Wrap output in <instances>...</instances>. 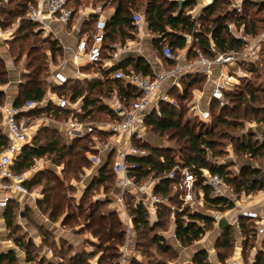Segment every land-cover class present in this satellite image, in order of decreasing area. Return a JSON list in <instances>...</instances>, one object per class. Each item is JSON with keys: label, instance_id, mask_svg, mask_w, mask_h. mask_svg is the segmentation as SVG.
Segmentation results:
<instances>
[{"label": "trees", "instance_id": "obj_1", "mask_svg": "<svg viewBox=\"0 0 264 264\" xmlns=\"http://www.w3.org/2000/svg\"><path fill=\"white\" fill-rule=\"evenodd\" d=\"M34 1L35 0H21L18 2L17 8L6 11L7 16L1 20L2 26L7 28L9 25L14 24L15 19H20L16 34L8 41V52L15 59L16 63L21 60L24 54L28 58V72L24 75V82L21 84L20 93L14 103L15 106H22L29 100L41 101L46 97L47 89L50 85L48 81L51 76L50 62L56 63L57 58L63 56L64 53L57 39L51 36L43 37L41 32L35 31L36 25L25 18L29 4ZM139 1L140 0H105V2H110L115 5L114 14L108 19L104 46L105 53L110 49V44L115 43L118 38L125 40L135 37L136 26L133 24V9ZM224 1L226 2V0ZM0 2L4 4V0H0ZM73 2L74 0H70L69 4ZM218 2L219 0H215L211 5L206 7L203 15L205 20H210L213 24L210 33H212L217 51L229 52L232 50H239L244 44V40L234 37L228 29L227 23L229 20L234 21L237 25L244 24L247 34L258 35L263 30L264 23L260 30H256V21L258 20L254 18L255 15H253V19H249V8L252 5H258L257 13L261 12L264 10V2L255 3L248 1L245 14L240 17L235 16L227 10L226 14H224L225 12L216 14ZM195 4V0H184L182 3L178 0H145V3L142 4L144 5L142 11L148 23V30L155 35L154 43L157 49H162V44L164 42H168L175 50L183 49L187 46L186 34H193L196 41L194 47L201 49L209 56H213L207 38L203 37L202 33L196 31L194 22L188 14V11L193 9ZM1 11H3V9ZM92 18L91 26L97 20L98 15L95 14ZM88 24H90V22L86 23V27ZM39 41L41 42L40 44H38ZM126 63L124 62V64L112 67L108 70H102L101 67H96L95 71H101L104 76V81L97 79L85 82L71 81L68 85L55 86L52 90L60 95H71L73 101L82 98L81 117L83 119L93 120L94 113L95 115L96 113L104 115V118L101 120L108 119L112 117L110 110L104 104L97 105V102L100 103L99 98L101 94L108 97L113 90H117L121 96L134 94L132 88L126 87L119 80H113L110 77L111 74L118 68H123L125 70L133 69L144 74L151 72V65L142 57L130 58ZM184 79H186V81H184ZM184 79L182 81L184 85L183 93H179L176 90L171 92L180 100H186L190 90L195 85L204 81L205 76L201 74H189ZM7 82L8 71L4 60L0 58V84H5ZM67 86H69L67 93L59 92L60 89ZM93 92L96 94L95 97L92 95ZM231 92H227L226 97H235V100L241 101L245 98L242 93L237 96L235 93ZM4 102L5 94L0 91V104ZM160 109L161 116H158L156 113H152L148 116L146 119L148 127L151 128L153 132L156 131L160 134L175 131V138L180 142L184 140V143L187 145L188 155L186 160H183L184 162L181 163L175 155L171 154L172 151L169 148H160L147 143L139 145L145 148L148 153L146 156L132 157L130 159L132 162L139 163L140 169L133 172L137 180L142 181L149 177L159 179L155 187V192L163 198L172 200L173 197H171V193L174 189L175 182L166 177V175L174 168L187 167L197 178L196 186L204 192V205L207 208L223 212L233 209L235 207V202L224 197H212L211 189L209 185L205 183L202 170H208L212 174L216 173L221 175L225 182L234 188L237 194L243 192L246 196L264 188V182L261 183L258 179L260 175L259 169L250 165H245L240 169L239 175H233L229 169L230 165L214 163L209 159L208 151L210 149L214 150L215 148L212 138L217 133L214 128L199 132L192 128H184L181 123V113L177 111L176 106L163 102L161 103ZM51 112L54 113V115H58L60 111L56 106H53L33 111L31 114L37 116L49 115ZM97 118L95 117V120H100ZM218 121L221 124L226 123V119H222L221 114L218 116ZM45 130H50L58 135V137L63 138L58 131L48 128H42L38 132L44 133ZM58 137H49L45 143H39L34 139L32 144L26 145L14 165V171L17 173L25 172L31 169L35 163V159L45 156L49 157L51 155L54 156L55 164H65L68 170H71L74 174L91 166L87 153H96L93 149L94 142L91 135L75 139L69 146L65 145V143H61ZM83 140H86V143L80 145ZM8 144V136L0 129V151L4 150ZM66 147H69L70 150L66 151ZM76 147L79 149L74 151ZM235 150L244 151L255 158L264 153V141L259 144L258 141L252 142V139L249 138L246 141L244 140L239 147H235ZM113 160V153H111L98 168V174L95 175L93 178L94 180L84 192L83 198L81 199L82 203L78 208L72 204L71 198L66 191L65 183L55 174L45 177L46 183L44 184V190L42 192L43 198L37 201L38 207L45 214H48L50 219L54 222L65 216L63 225L73 226L72 224H78V219L83 218V222L86 225L85 230H88L92 236L98 238L100 242V244L97 245V251H95L96 253H101L98 264H115L119 258L118 246L123 243L126 236L125 225L120 219L119 214L115 211L105 213L102 210L103 205L108 203L107 200L90 202L87 207L84 208V202L87 199L88 192L93 190L95 186H105V184L111 180V176L116 183V177L112 171ZM41 183L42 179H37L36 181L29 182L28 187L32 189L34 186ZM127 203L129 205L130 215L133 219L135 238L137 235L147 238V235H149L154 228L150 224L147 211L142 205L133 206L134 197L131 195L127 196ZM15 206H17L16 203L6 209V224L9 228L14 225ZM163 207L174 214L176 219L175 232L178 240L184 246L192 245L214 227V218L198 210L192 211L189 207H178L171 210L169 206ZM76 209L78 210L76 211ZM158 217L159 219L155 225L162 226L164 220L163 212L160 211ZM240 226L245 237L243 247V255H245L249 246L251 249L255 247L254 243L250 244V235L252 232H255L256 228L254 222L246 218H241ZM156 238L155 236L151 237V244H157L158 248L167 250L168 246L164 245L163 242L160 243ZM221 239L222 241L218 243L217 246L226 251L224 253L219 251L218 257L221 261L225 262L229 255L228 252L234 245L229 228L224 231ZM15 240L26 249L28 261H33L32 249H34V244L32 242L25 243L21 238H16ZM137 244H139V241H137ZM16 261L13 251L0 254V264H14ZM193 262L195 264H211L208 261V252L205 249L195 253ZM48 263L53 264L51 262ZM246 264H264V254L262 251L257 252L254 262L251 263L248 260Z\"/></svg>", "mask_w": 264, "mask_h": 264}, {"label": "built area", "instance_id": "obj_2", "mask_svg": "<svg viewBox=\"0 0 264 264\" xmlns=\"http://www.w3.org/2000/svg\"><path fill=\"white\" fill-rule=\"evenodd\" d=\"M248 1L264 2V0H226L227 11L240 17L245 14ZM69 2L70 0H35L29 4L25 16L28 21L36 25V32L39 31L46 37L51 36L57 39L64 50L63 60L59 63L50 62L49 89L68 85L71 81L85 82L94 79L104 81L101 71H95L96 67L108 70L115 66L114 59L119 55L131 51L137 54L142 53L140 48L131 46L129 43L125 46L112 43L105 53L109 16L104 14L101 6L80 14L75 7L69 5ZM203 9L194 8L188 11L193 22L203 17ZM95 14L98 15L97 20L92 27H86V23L90 22V18ZM133 15V24L136 26L137 34H140L148 27L145 14L137 12ZM55 25H61L66 36L75 38L74 45H67L63 41L61 35L55 30ZM227 25L234 37L244 40V47L229 52L217 51L212 33H209L206 38L213 52V56H209L201 49L194 47L196 41L193 34H186L188 47L175 50L169 43L162 46V55L169 62L167 66L163 68L151 66V72L147 74L133 69L115 70L110 77L132 88L134 94L121 96L117 90H113L104 100V105L112 113V117L108 119H83L81 117L82 98L73 101L71 95H60L51 90L41 101L29 100L22 106L0 104L2 124L9 138L8 146L0 151V211L6 210L15 203L23 204L32 196L28 187L27 173H17L13 168L23 148L32 144L31 133L34 132L35 127L56 130L70 141L91 135L96 153L88 152L87 157L91 163L90 170L94 171L93 178L98 174V168L105 159L113 153L112 171L116 177L118 190L115 212L124 215V222H122L126 229L125 239L118 246L119 258L116 264H130L135 245V228L129 212L127 196L134 197L133 206L144 207L152 223L157 222L161 207L169 206L168 198H163L155 192L159 179L149 177L141 181L137 180L133 173L140 167L139 163L132 162L130 159L146 156L147 150L139 145L151 144L149 138L151 130L146 119L152 113L161 116L160 106L163 102L177 107L176 100L170 97L171 92L176 90L183 93V78L189 74H201L210 83V99L204 108L200 103L195 106L197 110L195 114L201 121L209 122L212 118V104L223 107L226 104V93L233 91L240 79L248 76L242 67L248 63L258 64L259 53L264 42V28L258 35L245 36L243 28L236 32L237 24L234 21ZM0 32H3L1 21ZM67 54L70 55L69 58ZM88 69H93L94 72L89 73ZM53 106L60 111L58 115L52 112L49 115L31 114L33 111ZM103 136H108L110 141L99 142V138ZM39 159H35L36 164L34 163L33 168H41ZM202 171L205 183L211 189L212 197H224L234 201L231 197L233 192L228 191L221 175L212 174L208 170ZM166 177L175 182V191L181 192L180 201L191 207L197 187L195 174L187 167H181L174 168ZM238 207L243 218L254 222L257 234H264V214L251 206L238 205ZM221 216L220 212L213 214L216 223ZM172 237L178 240L176 232ZM0 244L3 247L7 246L9 251H13L17 260L27 261V251L22 249L20 244L11 239H1V237ZM47 254L51 255L52 251L48 250V253L45 252V255ZM231 264L241 263L233 261Z\"/></svg>", "mask_w": 264, "mask_h": 264}, {"label": "rangeland", "instance_id": "obj_3", "mask_svg": "<svg viewBox=\"0 0 264 264\" xmlns=\"http://www.w3.org/2000/svg\"><path fill=\"white\" fill-rule=\"evenodd\" d=\"M20 1L21 0H4L3 11L1 12L0 17L5 18L7 16L6 11L17 8V4ZM178 1L180 3L182 2V0ZM195 1L196 4L193 6L194 8H197L198 10L204 8L203 10H205L206 7L212 4L211 2L213 0ZM144 3L145 0H140L136 4V7H134V12H143L142 9L144 5L142 4ZM69 5L71 7L74 5L73 7H76L80 14L87 13L93 8L96 9L97 7L101 6L106 16H109L112 12V9L115 8V5L113 3L105 2V0H74V2ZM258 7V5H252L249 8V19H253L252 17L253 15H255L254 18L258 20H255L257 27L256 30H260L264 23V10L257 13ZM227 8L228 7L226 2L224 0H219L216 14H219L221 12H225L224 14H226ZM92 20L93 18L91 17L90 24H88L87 27L91 26ZM230 22L233 21L229 20L228 23ZM194 25L197 32L202 33L203 37H207V35L210 33V29H212L213 24L210 22V20L207 21L203 17L199 20H196L194 22ZM17 26L18 22L15 19L14 24H11L9 25V27L6 28L9 33H13L12 36H10V38L8 39H12V37L16 34ZM242 28L245 36L251 35L245 32L244 24L237 25L236 32L239 30L241 31ZM42 36L46 37L45 34H42ZM119 39L120 38H118L116 42H120ZM40 43L41 42L39 41L38 44ZM166 43L168 42H164L162 46H164ZM118 44H122L123 46H125L128 43L125 39ZM5 46L7 48L9 47L8 41ZM244 46L245 45L243 44L242 47ZM6 60L10 64L9 60ZM61 60H63L62 56L60 58H57L56 63H59ZM19 62L21 64L28 62V58L25 54L22 56ZM19 62L16 63V66L20 64ZM257 63L258 64L248 63L247 65H244L242 67L246 71V74L248 76L243 79H240L239 84L235 86L234 90L231 92L235 93L237 96L242 93L245 98L241 101L235 100V97H226V104L223 107L212 104V118L209 122L201 121L195 114L197 111L195 109V106H197L199 102L201 105H206L209 100L208 98L210 94V87L208 86L210 83L207 81L206 78L204 81L195 85L190 90L188 98L186 100L178 99L176 95H174V93H171L170 97L176 100L178 104L176 109L179 113H181L180 118L182 127L192 128L198 132L206 131L208 129L213 128L215 129L217 134L214 135L212 138L215 144V148L214 150L210 149L208 151V157L211 161H213L214 163H224L230 165L229 169L233 175H239L240 169L245 165L253 166L259 169L260 175L258 179L259 181H261V183H263L264 153L254 158L251 157L248 153H245L244 151L235 150V147H239V145L244 140L246 141L249 138L252 139V142L258 141L259 144L264 141V42L262 43V49L259 53ZM88 72L93 73L94 70L88 69ZM184 81H186V79H184ZM68 89L69 86L60 89L59 92L67 93ZM92 95L93 97H95V92H93ZM106 98L107 97L104 94H101L99 98L100 103L97 102V105L104 104V100ZM220 114L222 119H226V123L221 124L218 121V116ZM93 116V120H95V117H98L97 119L100 120L104 118V115H102L101 113H96V115L94 113ZM1 124L2 120L0 118V125ZM38 129L40 130L42 128L35 127L34 132L31 133L32 141L35 139V141L37 140L39 143H45L49 137H58V135H56L50 130H45L44 133H39ZM149 130H151V128H149ZM175 135V131L165 134H160L156 131L153 132L152 130L149 132V137H151L154 144H157V146H159L160 148L171 149V154L175 155L177 159L181 163H183L188 155V149L186 148L187 145L184 143V140L181 142L178 141V139L175 138ZM58 138L61 143H65V145L67 146L72 144V141L66 139L65 137ZM98 141L106 142L110 141V138H108V136H103L99 138ZM85 143L86 140H83L81 141L80 145ZM78 149L79 148L76 147L74 151ZM65 150L69 151L70 148L66 147ZM39 160L41 163V168H35L31 171L29 175L31 177L30 182L36 181L37 179H42V183L34 186L31 189L32 192H43L44 184L46 183L45 177L51 174H55L65 183L66 191L69 197L71 198L72 204L78 208V206L82 203L81 199L83 198L84 192L94 180L92 178V175L86 174V168L83 169V171L74 174L73 172H71V170H68L65 164L58 169L54 162L53 155L49 157H42ZM90 167H88V169H90ZM226 185L228 191L233 192V195L231 197L237 204H241V200H243V203H245L244 205L252 206L254 203L250 204V201H258L260 196L263 195L259 191L252 192L251 194L246 196L243 192L241 194H237L235 193L234 188L230 184L226 183ZM200 190L201 194L204 195L202 189L196 187L194 201L192 203V206L190 207L189 204H185L182 201L180 202L179 195L181 192L175 191L174 188L171 193V197H173L172 200L168 199L169 208L171 206L172 210L178 207H189L192 210H198L201 212L205 211V208L207 207L204 204L202 206L199 201L200 196L198 192ZM117 198L118 190L116 188V183L113 180V177L111 176V180L108 181L105 186L97 185L93 188V190H90L88 192L87 199L84 202V208H86L90 202H95L97 200H107L108 203L103 205L102 210L105 213H108L112 211L111 209L115 206ZM238 209L239 207H237L236 204L233 209L224 212L208 208L209 213L211 215L213 212H220L224 217L233 219H236ZM77 210L78 209H76V211ZM20 212H22L23 215ZM161 212H163L164 214L162 226H156V223H152L150 221L151 226H153L154 228L153 230H151L149 235H147V238H143L138 235L136 236L135 245L133 247L132 256L130 259V264H183L184 262H186V264H191V262H193V256L196 251L205 249L208 252V261L211 256L210 251L213 253L214 247L216 249V252L222 251L224 253L226 251L225 249H221L217 246V244L222 241L221 237L224 233L220 230L217 223L214 224V227L211 230L207 231L201 239L195 241L192 245L184 246L180 241L172 237L174 228V214L168 211L167 209H164V207H161ZM14 213V225L10 228L7 226H3L0 229V237L1 239H11L14 242L16 241V238H21V240L25 243H29V241L32 243L34 242L31 236L32 234H37L43 237V241L40 243V245H35L34 249H32V257L34 258V260L30 262L31 264H49L48 262H51L53 264H98V259L101 253H96L95 251H97V245L100 244V242L98 238H95L88 230H85L86 225L83 222V218L80 217L81 219H78V224H72L73 226H65L63 225V220L65 216L59 218L56 222H54L50 219V217H48V214H45L41 209L39 210L38 207L30 208V206L27 205L24 208H19V206H15ZM204 213L207 212L205 211ZM229 229L232 236V240L234 241V245L233 248H231L228 252V258L235 253V249L237 245H239L238 241H240V234H238L237 226H231ZM154 236L157 237L156 239L160 243L163 242L164 245L168 246V249L163 250L161 248H158L157 244H151L150 239ZM262 240L263 236L256 234V230L255 232L251 233L250 244L254 243L255 249H251L250 246L247 248L246 254L243 255L245 262L248 260L250 261L252 254L256 251V249L262 251V253L264 254V244H261ZM137 241H139V244L141 245L137 244ZM48 250L52 251L51 255H45L44 252L46 251L48 253ZM7 252H9L8 247H3L2 244H0V254ZM245 256L248 257L246 258ZM14 264L23 263H19L18 261H16V263Z\"/></svg>", "mask_w": 264, "mask_h": 264}, {"label": "crops", "instance_id": "obj_4", "mask_svg": "<svg viewBox=\"0 0 264 264\" xmlns=\"http://www.w3.org/2000/svg\"><path fill=\"white\" fill-rule=\"evenodd\" d=\"M183 1L184 0H182V2ZM2 9H3V4L0 2V16H1V12H2L1 10ZM114 12H115V8L112 9V12L109 15V18L114 14ZM133 13H137V12H133ZM1 20H2V18L0 17V21ZM17 22H18V26L16 27V29H18V27H19L20 19H18ZM1 26H2V23H1ZM2 29H3V32H0V54H1V58L5 62V65H6V68H7V71H8V82L5 83V84H0V91L4 92V94H5V102L4 103L14 104L15 101H16V99H17V97H18V95H19V93H20L21 84L24 82V75L28 72V69H27V63L21 64L19 62L20 64L18 66H16L15 59L11 55H9L8 48L5 46V44L7 43V41L10 40L8 38H10V36H12L13 33H9V31H7V29L4 28L3 26H2ZM55 30L61 35L63 41L66 44L74 45V41H75L74 39L75 38L66 36L64 34V29H63V27L61 25H55ZM136 33H135V37L133 39L128 38L126 40H127V43H129L131 46H134L136 48H140L142 53L137 54V52L135 53V52H132L131 51V52H128L126 54L119 55L117 58L114 59V64H115L114 67H117V66L122 65V64H124V62L126 63L127 61L130 60V58H137V57H142L151 66H156L157 68H163L164 66H167L169 64V62L164 59V57L162 55V50L161 49H157L155 47V43H154L155 35H153L148 30V27H146L145 30H143V32H141L140 34H136ZM136 35H137V37H136ZM119 40H120V42L122 41L121 38ZM120 42H115V44H118ZM186 49L188 50V48H186ZM69 57H70V55L67 54V58H69ZM6 59L9 60L10 64L7 62ZM208 87H210V89H209V93H210V91H211L210 84H209ZM50 90L53 91L52 89H49L48 88L46 95H48V93H49ZM208 99H210V94H209V98ZM82 103L83 102L81 101V106H82ZM207 105H208V102L206 103V105H203L202 104L201 106L204 108ZM1 120H2V117H1ZM0 129L3 131V133L6 134L5 128H4L3 124L0 125ZM149 138H150V143L153 146H157V144H154L153 143L151 137H149ZM62 166H63V164H61V165L56 164V167L58 169L61 168ZM34 169L35 168L31 167V170L25 171L27 173V176L29 177L28 183L31 180V177H30L29 174ZM85 171H86V174L87 175H89V174L94 175V171L92 172V170H90L88 168H86ZM30 191L32 192L31 189H30ZM258 191L260 193H262L263 195L260 196V198H259L258 201L257 200L255 202L250 201V204L254 203L251 207L256 208L258 210H261V212L264 214V191H263V189H262V191L261 190H258ZM198 193H199V196H200V200H199L200 201V204L203 206V204H204V195L201 194V190ZM203 194H204V192H203ZM42 198H43L42 192H39V193L32 192V196L30 198L26 199L23 204H19L18 203L17 206H19V208H24V207H26L28 205V206H30V208H32V207L33 208H37L38 207L37 201L39 199H42ZM241 202H242L241 204L240 203L239 204H236L235 203L236 206L238 207V205H244L245 204V203H243V200H241ZM38 209L40 210L39 207H38ZM116 209H117V203L115 202V206L111 210L112 211H116ZM205 211L207 213H204ZM205 211H203L202 213L205 214V215H207V216H210V217H213V214L215 213V212H213L212 215H211L209 213L208 208H205ZM5 213H6V210L0 211V229L3 226H5V227L7 226ZM20 213L23 215L22 212H20ZM119 216H120V219L124 222V218H125L124 215L122 213H119ZM222 218H226L228 220V222H229V228L231 226L232 227L237 226V228H238V234H240V241H238L239 242V245H237V247L235 249V253L231 257H229L228 259H226L225 262H223V261H221L219 259L218 252H216V249L214 247V252L212 253L210 251V254H211L210 259H209L210 263L211 264H231L233 261H237V262H240L241 264H246V262H245V260L243 258V247H244L245 237H244V234H243L242 229H241V226H240L241 218H243L240 215V210L238 209V213H237L236 219L235 218L233 219V218L224 217L223 215L221 216V219ZM154 223H156V222H154ZM4 224H6V225H4ZM214 224H216V222H214ZM217 225H218V223H217ZM173 226H174V228H173V233H174L175 230H176V220H175V217L174 216H173ZM173 233H172V235H173ZM256 234H257V232H256ZM260 235L263 236V240L261 241L262 242L261 244H264V234H260ZM31 236H32V238L34 240V242H33L34 247H35V245L36 246H39L40 243L43 241V237H41V236H39L37 234H34V235L32 234ZM19 246L22 249L26 250L25 248H23L22 245H19ZM253 249H255V247ZM258 251L259 250L256 249V251L252 254V257L250 259V262L251 263L254 262L255 257H256V254H257ZM193 258H194V256H193ZM17 261L19 263H23V264H31L28 261V259H27V261H19V260H17ZM178 264H182V263H178ZM183 264H186V262H184ZM191 264H194V262H191Z\"/></svg>", "mask_w": 264, "mask_h": 264}, {"label": "water", "instance_id": "obj_5", "mask_svg": "<svg viewBox=\"0 0 264 264\" xmlns=\"http://www.w3.org/2000/svg\"><path fill=\"white\" fill-rule=\"evenodd\" d=\"M214 1V0H213ZM213 1L211 3H213ZM218 227L224 232V230L229 228V222L226 218H222L218 222Z\"/></svg>", "mask_w": 264, "mask_h": 264}]
</instances>
